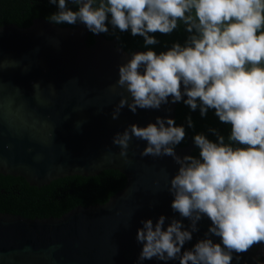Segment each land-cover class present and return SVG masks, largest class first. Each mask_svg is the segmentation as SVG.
<instances>
[{
  "label": "water",
  "instance_id": "95a60500",
  "mask_svg": "<svg viewBox=\"0 0 264 264\" xmlns=\"http://www.w3.org/2000/svg\"><path fill=\"white\" fill-rule=\"evenodd\" d=\"M57 11L48 0H0V174L38 188L107 170L119 172L126 182L105 203L78 206L58 218L0 213V264H179L139 262L142 245L137 241L141 221L156 222L164 215L167 226L173 217L180 219L168 191L179 165L170 156H141L147 144L135 137L123 157L113 137L131 124L146 127L157 117L171 118L186 130L176 153L198 156L196 134L215 141L210 129L225 135L230 126L214 110L201 116L199 108L193 111L171 98L160 109L133 113L125 107L118 119L112 113L120 93L127 95L116 87L119 65L133 52L159 54L174 43L184 45L190 34L181 23L171 34L155 33L159 43L146 47L142 36L130 30L113 33L110 24L109 33L93 34L82 23L49 22ZM210 224L203 218L184 249L205 238ZM259 246L238 258L233 254L232 264H264Z\"/></svg>",
  "mask_w": 264,
  "mask_h": 264
},
{
  "label": "clouds",
  "instance_id": "9594fccd",
  "mask_svg": "<svg viewBox=\"0 0 264 264\" xmlns=\"http://www.w3.org/2000/svg\"><path fill=\"white\" fill-rule=\"evenodd\" d=\"M58 11L57 25L82 23L93 34L130 30L145 46L158 44L155 33L171 34L182 23L190 34L159 54L133 52L119 65L120 93L112 117L121 110L160 109L181 102L201 116L214 110L230 126L227 138L210 129L194 136L199 155L176 153L186 130L174 119L157 117L146 127L131 124L113 137L127 157L130 141H146L141 156H170L179 165L168 191L180 219L161 215L141 221L139 262L179 260V264H232L254 246L264 244V0H48ZM76 6V10L69 7ZM115 90V89H114ZM185 96L187 99H185ZM189 127L193 126L191 117ZM211 224L195 245L198 223ZM184 220L189 225L185 226ZM218 237L220 242H214Z\"/></svg>",
  "mask_w": 264,
  "mask_h": 264
},
{
  "label": "trees",
  "instance_id": "16d2710c",
  "mask_svg": "<svg viewBox=\"0 0 264 264\" xmlns=\"http://www.w3.org/2000/svg\"><path fill=\"white\" fill-rule=\"evenodd\" d=\"M125 182L122 174L107 170L95 177H66L38 188L23 178L0 174V213L28 219L58 218L78 206L105 203Z\"/></svg>",
  "mask_w": 264,
  "mask_h": 264
},
{
  "label": "built area",
  "instance_id": "2783aa9c",
  "mask_svg": "<svg viewBox=\"0 0 264 264\" xmlns=\"http://www.w3.org/2000/svg\"><path fill=\"white\" fill-rule=\"evenodd\" d=\"M259 251L264 252V244H260Z\"/></svg>",
  "mask_w": 264,
  "mask_h": 264
}]
</instances>
